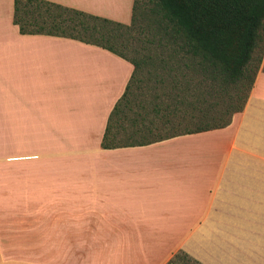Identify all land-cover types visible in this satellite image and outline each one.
<instances>
[{
  "label": "crops",
  "instance_id": "1",
  "mask_svg": "<svg viewBox=\"0 0 264 264\" xmlns=\"http://www.w3.org/2000/svg\"><path fill=\"white\" fill-rule=\"evenodd\" d=\"M42 1L128 25L134 0ZM12 11L0 0V220L38 221L46 264H166L178 250L200 264H264V51L227 126L103 149L131 64L21 35ZM1 237L0 264H40L8 255Z\"/></svg>",
  "mask_w": 264,
  "mask_h": 264
},
{
  "label": "trees",
  "instance_id": "2",
  "mask_svg": "<svg viewBox=\"0 0 264 264\" xmlns=\"http://www.w3.org/2000/svg\"><path fill=\"white\" fill-rule=\"evenodd\" d=\"M138 1H133L129 25H123L42 0H13L12 23L21 35L77 40L131 64L132 75L106 120L103 149L144 146L227 126L231 115L242 109L262 59H256L258 65L250 72L252 55L264 51V0H153L146 12L156 26L153 35L159 53H166L165 59L157 60L165 69L166 86L153 96L152 118L137 116L145 125L130 118V128L125 129L123 109L130 84L148 59L128 58L121 51L129 44L131 31L144 32L136 25ZM233 99L239 105L232 107ZM158 119L163 132L155 134ZM166 264L200 263L178 250Z\"/></svg>",
  "mask_w": 264,
  "mask_h": 264
},
{
  "label": "rangeland",
  "instance_id": "3",
  "mask_svg": "<svg viewBox=\"0 0 264 264\" xmlns=\"http://www.w3.org/2000/svg\"><path fill=\"white\" fill-rule=\"evenodd\" d=\"M153 0H139L137 4V22L136 25L140 26L144 32L140 31H131L129 35L128 45L125 48H122L121 51L123 54L132 59H139L141 57L148 58L146 59L145 64L140 66V70L136 74L134 80L130 84L129 89V101L124 108L125 119L122 122L123 128L127 129L129 127V119L137 118L141 122V118L137 117L139 115L144 117V120H150L151 115V106L153 105V96L158 93L159 88L166 86L163 80H166L165 72L163 68L157 62L158 59H165L166 56L164 52L159 53V48L156 46L155 32L156 26L152 22V17H149L146 10L151 6ZM140 15V16H139ZM148 16L149 18L147 19ZM129 25V24H128ZM127 35V34H125ZM131 38V39H130ZM132 50L134 52H132ZM262 57V51L256 50L252 55L251 61H253L250 69V72H253L255 67L258 65L257 58ZM171 60H169L168 66L170 65ZM258 67V66H257ZM264 69V67H263ZM181 72L184 70L180 68ZM249 70V69H248ZM252 74V73H251ZM249 74V76L251 75ZM246 84V82H245ZM243 93V92H242ZM241 96V93H240ZM240 101L238 99H233L229 103L232 107L239 105ZM140 116V117H141ZM142 120L143 125L146 124ZM159 120V119H158ZM137 121L135 128L138 124ZM155 122V120L153 119ZM158 131L162 133V124L159 120L154 123ZM126 132L125 130H123ZM123 131L119 134L120 137L124 135ZM158 134V133H157ZM38 221L31 220H17V221H1L0 220V235L2 236V241L11 244L8 246V255L10 256H19L25 262H38L40 264L47 263V238L45 236H34L33 231L37 228ZM57 239V238H55ZM68 239V238H67ZM70 239V238H69ZM68 239V242H69ZM54 240V238H51ZM21 244L23 246V251L21 253H14L15 243ZM52 255V252H51Z\"/></svg>",
  "mask_w": 264,
  "mask_h": 264
}]
</instances>
